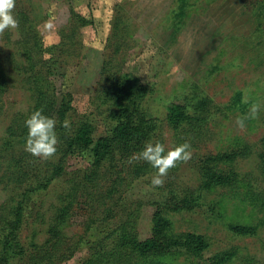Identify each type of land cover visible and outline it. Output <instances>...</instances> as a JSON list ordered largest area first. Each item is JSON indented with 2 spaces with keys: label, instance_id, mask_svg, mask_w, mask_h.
<instances>
[{
  "label": "rangeland",
  "instance_id": "obj_1",
  "mask_svg": "<svg viewBox=\"0 0 264 264\" xmlns=\"http://www.w3.org/2000/svg\"><path fill=\"white\" fill-rule=\"evenodd\" d=\"M15 6L26 12L19 18L33 23L47 45L59 42V30L70 21L72 10L93 19V24L81 26L78 32L81 44L76 54L62 62L64 74L57 78V85L60 90L72 92L78 113L96 117L93 118L97 133L107 130L104 115L95 107L97 90L108 82L112 72H129L154 87L144 103L152 117L158 118L157 133L151 140H161L167 146L173 143V130L166 121L168 103L198 85L221 108L212 123L213 139L190 149L191 157L168 175L169 181L178 188L196 187L204 178L200 158L238 147L241 154L233 162L237 171L259 179V189L264 188L261 183L264 162L260 157L264 149V0H189L184 17L179 19L182 22L177 20L179 24L174 18L176 0H15ZM26 32L25 28L21 34L19 20L15 28L0 32V70L7 73L0 84V205L3 203L6 208L12 195H16L13 182L18 174L11 172L8 156L1 148L23 130L26 117L33 111L30 83L13 67L14 61L21 59V51L30 44ZM238 89H243L250 101L246 111L232 104ZM254 105L256 114L252 115ZM238 118L244 120L243 127L238 124ZM124 162L117 146L97 181L94 198H99L98 211L113 202L116 214L122 215L136 199H162L160 188H166V177L158 186L150 183L154 174L131 183L127 170L119 186L121 191L114 190L110 194L114 197L106 199L105 194L116 179V166L120 165V170ZM85 165L81 157H72L68 170ZM219 166L228 168L226 163ZM59 184L39 196L46 210L45 221L29 218L22 235L27 243L33 235L41 242L48 236L49 225L56 224L60 245L75 247L74 255L61 264H79L88 253L89 238L98 231L94 228L98 227L95 220L100 212L86 202H76L69 217L58 224L53 214L59 203ZM240 192L241 197L218 188L207 194L199 208L165 212V216L175 233L206 234L211 244L207 255L236 246L241 257L231 264H241L243 256L251 255L257 259L247 264H264V230L257 235L240 236L226 225L229 221L255 222L262 216V211L242 199L243 190ZM154 210L148 204L141 212L139 227L144 234L151 231ZM170 261L186 264V258L180 254L171 256Z\"/></svg>",
  "mask_w": 264,
  "mask_h": 264
},
{
  "label": "trees",
  "instance_id": "obj_2",
  "mask_svg": "<svg viewBox=\"0 0 264 264\" xmlns=\"http://www.w3.org/2000/svg\"><path fill=\"white\" fill-rule=\"evenodd\" d=\"M176 1L174 18L177 21L184 17L189 0ZM13 12L17 14L21 34L26 28V33L29 32L27 37L31 38L30 44L21 51V59L15 60L13 67L20 71L24 81L30 83L33 110L42 108L56 117L58 144L56 153L50 158L33 156L25 151L27 128L24 123L23 130L1 148V152L8 156L6 161L11 172L18 175L13 182V193L16 195H12L7 208L3 203L0 205V264H61L74 255L75 247L60 245L56 224L49 225L48 236L41 242L37 241L36 235L28 243L23 239L22 231L29 218L45 221L46 210L43 209V200L39 201L40 194L44 191L48 193L59 184L57 181H61L59 203L53 214L58 224L69 217L76 202H86L91 209L98 211L96 203L99 198H94L97 181L117 146L125 162L120 170V165L116 166V179L112 189L105 194L106 199L114 197V194L110 195L114 190L121 191L119 186L126 170L130 173L131 183L141 176L155 174V169L147 161L131 159L157 133L158 118L152 117L144 105L154 87L129 72H112L108 82L97 90L95 107L107 123L106 132L97 133L96 117L78 113L72 92L60 90L57 85V78L64 74L62 62L65 63L69 55L76 54L81 44L78 34L81 26L93 24V19L72 10L70 21L59 30V42L47 45L33 23L19 18L26 15L20 6H14ZM5 75L7 73L1 69L0 84L4 82ZM232 104L243 111L249 109L250 101L243 89L235 92ZM219 112L221 108L198 85L175 96L168 103L166 112V121L173 130L172 146L188 141L192 149L213 139L212 123ZM65 119L70 121L68 127L63 126ZM15 122L11 123L12 127ZM240 150L229 147L200 158L198 161L204 178L196 187L187 185L178 188L169 181L168 175L171 176L184 162L180 160L168 170L166 188L160 186L163 191L161 200L136 199L122 215L119 212L116 214L113 202L98 211L100 214L95 220L98 227L94 228L98 231L89 238L88 253L79 264H172L170 257L178 254L186 258V264L236 262L241 257L238 247L207 255L211 245L208 236L196 231L173 232L165 212L193 211L204 203L208 193L218 188L232 191L240 197L243 190L242 199L251 202L257 211H262V216L255 222L229 221L226 224L228 230L240 236H253L264 230V188L259 189V179L237 171L233 162L241 154ZM72 157H81L86 165L68 170ZM260 157L264 162V149ZM220 163L228 164V168L221 169ZM82 197L84 200H79ZM148 204L155 210L151 231L144 234L140 231L139 222L141 212ZM256 259L252 255L243 256L241 264Z\"/></svg>",
  "mask_w": 264,
  "mask_h": 264
},
{
  "label": "clouds",
  "instance_id": "obj_3",
  "mask_svg": "<svg viewBox=\"0 0 264 264\" xmlns=\"http://www.w3.org/2000/svg\"><path fill=\"white\" fill-rule=\"evenodd\" d=\"M15 0H0V32L8 28H15L18 20L13 12ZM256 107L252 108V115L256 114ZM238 124L243 127L244 120L238 118ZM27 135L25 139V151L33 156L42 159L52 157L57 151L58 136L56 132L57 119L47 114L42 108L34 109L25 119ZM70 121L65 119L63 126L68 127ZM192 153L190 143L184 141L173 146H167L161 140H148L143 148L131 159H143L154 169L155 174L151 177L150 183L154 186L162 185L164 178L170 168L175 166L177 161L188 160Z\"/></svg>",
  "mask_w": 264,
  "mask_h": 264
}]
</instances>
